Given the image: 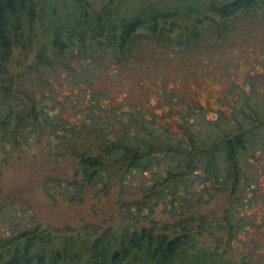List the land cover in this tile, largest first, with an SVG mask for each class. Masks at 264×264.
Returning a JSON list of instances; mask_svg holds the SVG:
<instances>
[{
  "label": "trees",
  "instance_id": "obj_1",
  "mask_svg": "<svg viewBox=\"0 0 264 264\" xmlns=\"http://www.w3.org/2000/svg\"><path fill=\"white\" fill-rule=\"evenodd\" d=\"M158 65L184 75L218 69L225 91L204 105L200 94L161 88L160 117L146 101L144 113L131 102L101 101L107 92L96 82L109 69ZM259 67L264 0H0V152L50 141L48 155L73 169L46 176L44 195L77 203L115 189L118 214L116 224L76 231L43 227L2 189L0 157V217H19L8 230L0 222V264H234L199 237H212L217 249L224 236L238 242L256 222L242 208L264 202ZM244 77H254L252 89ZM54 83L76 86L63 100L73 118L62 116ZM218 196L227 199L221 218L208 210Z\"/></svg>",
  "mask_w": 264,
  "mask_h": 264
},
{
  "label": "rangeland",
  "instance_id": "obj_2",
  "mask_svg": "<svg viewBox=\"0 0 264 264\" xmlns=\"http://www.w3.org/2000/svg\"><path fill=\"white\" fill-rule=\"evenodd\" d=\"M192 69L190 74L184 75L182 68L176 67V69L167 71L165 65L154 66L152 69L141 67L139 71H118L112 68L108 70V74L99 77L96 89L107 92V95L100 97L101 101L110 99L115 105L131 102L139 105L136 109L142 113L146 111L147 106L142 105L146 101L148 107L153 110L154 116L160 117V114L162 116L165 111V106L160 101L161 88L166 89L172 86L174 90L187 98H191L196 93L197 96L200 94L198 102L204 105L220 93H224L226 84H221L218 81L225 83L228 79L218 80V69L212 76L205 74L204 77L199 75L198 70ZM258 69L264 72V69L260 67ZM254 77L258 78V76ZM254 77H244L240 83L246 85L248 82L252 89ZM165 79L168 81L162 86ZM53 87L56 91L55 96L60 101L62 116L73 118L75 108L70 107L63 100L68 95L72 96V93L76 91V86L54 83ZM225 95L224 97H226ZM222 102L223 99H218L215 103L221 105ZM209 117L212 118L213 115L209 114ZM173 119L175 120L176 116ZM51 147L50 141L44 140L40 145H32L18 152L9 153V149L1 151L0 157L6 160L2 167V189L19 197L22 202L28 205L42 226L49 229L55 228L65 232V228L76 231L85 224H116L118 214L112 207L115 206V189L106 196L93 198L91 195H87L83 201L77 203H54L44 195L41 191V181L46 176L56 173L70 175L73 169L71 160L55 159L54 156L48 155V152L52 151ZM260 164L263 166L264 160L263 164L261 161ZM262 166L256 171L261 194L264 193V167ZM244 176H246V172ZM243 185H247L246 182ZM226 207V196H218L208 206V210H211L214 216L221 218ZM242 210V214H246L248 218H254L256 222L253 226L245 227L244 231H241L238 242L226 244L224 236L217 249L215 247L217 242L215 244L213 238L204 233L199 237V241L210 247L212 252L222 256L224 259H219L220 262L228 260L229 263L233 262L234 264H250V262L264 264V202L242 208ZM1 216L0 222H5L7 230L9 223L15 222L19 218L18 216L9 218V212ZM154 218L165 219L157 214ZM223 233L225 234L220 230L217 235Z\"/></svg>",
  "mask_w": 264,
  "mask_h": 264
}]
</instances>
